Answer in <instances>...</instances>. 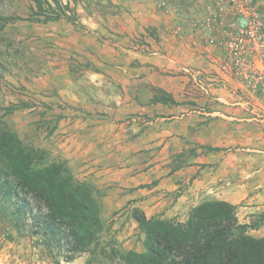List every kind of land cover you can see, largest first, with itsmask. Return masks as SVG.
<instances>
[{
  "label": "rangeland",
  "instance_id": "obj_1",
  "mask_svg": "<svg viewBox=\"0 0 264 264\" xmlns=\"http://www.w3.org/2000/svg\"><path fill=\"white\" fill-rule=\"evenodd\" d=\"M58 1L68 3L66 16L43 22L31 12L34 0H0V120L23 145L42 151L46 164H60L74 180L92 187L102 230L86 250L68 259L63 248L45 246L29 205L20 220L0 213V264H123L120 255L141 251L143 239L133 217L139 208L123 198L131 190L118 178L123 164L140 153L139 159L157 158L164 163L162 171H171L216 149L193 142L187 149L169 144L137 151L121 143L118 163L103 162L99 157L111 150L98 141L106 135L100 136L104 112L99 109L114 108L108 96L128 90L111 78L108 68L123 53L128 55L124 49L137 52L157 85L141 87L133 76V95L140 98L146 89L149 104L158 102L165 111H174L158 120L133 113L110 115L137 131L151 127V121L168 122L169 130H176L171 121L178 118L177 111L193 115L199 126L207 109L226 107L232 121L264 125V0ZM209 115L227 119L223 113ZM234 206L238 221L250 225L248 233L263 237L264 208ZM189 210L178 218L184 219ZM39 211L32 208V214Z\"/></svg>",
  "mask_w": 264,
  "mask_h": 264
},
{
  "label": "trees",
  "instance_id": "obj_2",
  "mask_svg": "<svg viewBox=\"0 0 264 264\" xmlns=\"http://www.w3.org/2000/svg\"><path fill=\"white\" fill-rule=\"evenodd\" d=\"M51 1L56 8L49 0H34L33 16L43 22L66 16L68 3ZM28 205L45 246L63 248L68 259L102 230L92 187L60 164H46L42 151L23 145L0 120V213L20 220ZM34 206L41 211L32 214ZM133 217L143 234L142 250L121 254L123 264H264V237L250 235V225L239 222L235 206L226 201L201 202L184 219L146 218L140 210Z\"/></svg>",
  "mask_w": 264,
  "mask_h": 264
},
{
  "label": "crops",
  "instance_id": "obj_3",
  "mask_svg": "<svg viewBox=\"0 0 264 264\" xmlns=\"http://www.w3.org/2000/svg\"><path fill=\"white\" fill-rule=\"evenodd\" d=\"M124 51L128 55L123 53L117 66L108 68V74L123 86L127 85L128 92L122 96H108L109 100L114 99L116 103L114 108L99 109L100 112H104L103 132L100 136L106 135L98 141L103 142L100 146L104 149L111 150L107 153L106 159L101 156L99 158L105 163L111 161L117 164L116 151L122 148L121 143L132 145V147L128 145L127 150L133 148L137 151H154L169 144L171 147L187 149L193 142H198L200 145L215 148L216 152L194 156L192 162L185 166L173 167L171 171L170 169L162 171L161 166L164 163L160 164L157 158H152L153 160L148 162L139 159V153L138 156H134L135 160L123 164L122 178L118 177L131 188L127 189L129 192L123 194V198L130 200L131 206L138 207L146 218L181 217L191 207L205 200H223L232 205L244 203L245 208H264V125L232 121L233 117L229 115L232 111L228 107L227 111L207 109L205 116H201L205 121L199 126H195L197 121L193 115L177 111V115H181L171 121L176 125V130L172 127L171 131L168 122L155 124L151 121V127H140L137 131V128L110 120L111 114L115 118H120V115L126 113L138 114L147 120L151 117L158 120L168 112H174L165 111V106L158 102L149 104L148 98L151 95L146 89L140 98L133 95L134 87L131 89L133 76L139 78L141 87L143 85L147 88L149 83L157 85L154 83L156 78L150 77L149 66L146 62H141V55L126 49ZM128 59L131 61L124 63ZM132 62L134 64L131 65ZM138 62H141L138 64L139 68L136 66ZM97 68L105 70L100 65ZM136 70L138 71L135 72ZM123 102L125 104L121 105ZM214 112L223 113L227 119L215 120V117L209 115ZM173 134L175 136H172ZM82 137L86 142L84 135ZM127 155L125 152L124 158ZM259 236L264 237V233H260Z\"/></svg>",
  "mask_w": 264,
  "mask_h": 264
},
{
  "label": "built area",
  "instance_id": "obj_4",
  "mask_svg": "<svg viewBox=\"0 0 264 264\" xmlns=\"http://www.w3.org/2000/svg\"><path fill=\"white\" fill-rule=\"evenodd\" d=\"M264 19V18H263ZM259 21H257V23H258ZM255 23V22H254ZM245 38H248V37H245Z\"/></svg>",
  "mask_w": 264,
  "mask_h": 264
}]
</instances>
